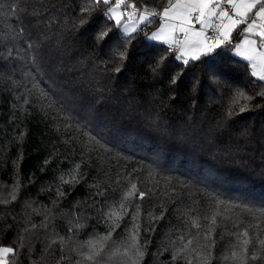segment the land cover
Here are the masks:
<instances>
[{
	"label": "trees",
	"instance_id": "trees-1",
	"mask_svg": "<svg viewBox=\"0 0 264 264\" xmlns=\"http://www.w3.org/2000/svg\"><path fill=\"white\" fill-rule=\"evenodd\" d=\"M90 2L0 0V247L17 249L10 264H132L134 232L140 264H245V248L246 264H264V82L226 53L191 61L172 85L177 53L139 31L115 74L111 51L91 39L100 13L79 27ZM129 2L159 11L163 0ZM161 54L169 70L157 74ZM103 237L101 257L86 260Z\"/></svg>",
	"mask_w": 264,
	"mask_h": 264
},
{
	"label": "snow or ice",
	"instance_id": "snow-or-ice-1",
	"mask_svg": "<svg viewBox=\"0 0 264 264\" xmlns=\"http://www.w3.org/2000/svg\"><path fill=\"white\" fill-rule=\"evenodd\" d=\"M81 11L88 13V16H81L80 28H86L92 23L93 14L100 13L99 23L91 29V39L94 46L111 51L110 71L115 74L124 71L125 63L129 58L128 46L136 38L133 34L139 31L147 40L160 41L167 45V52L178 53L175 60L180 61L182 67L178 71L171 70L169 83L172 85L180 81L183 66L189 65L191 61L211 58L204 62L217 63L226 53H234L235 56L249 62L251 75L264 82V0H163L159 11L156 7L150 8L144 5L138 7L129 0H91L90 4ZM157 20L159 24L151 35L144 31V28L155 24ZM108 21H114L112 27L117 29L116 32L109 27ZM141 25L144 28L140 27ZM234 32H236L235 41ZM217 49L221 51L217 52ZM165 60L164 54L159 55L151 66L154 73L163 74L169 70L164 63ZM198 82L194 80L193 86ZM255 94L264 96V91ZM238 96L244 97L245 94L240 92ZM251 98V96L246 97L249 100ZM246 110H248L246 106L239 109L241 113ZM135 189L136 185L133 184L124 199L132 196ZM139 195L143 198L144 193L141 192ZM120 207L123 208L124 205L121 204ZM114 216H117L115 211L109 213L110 220ZM243 237H245L243 244L247 246L250 243L247 231L243 233ZM106 239L108 237L89 241V251L84 254V258L88 261H96L97 257H101L105 247L102 241ZM131 240L132 243L125 250V255H128L132 264H140L145 255L144 245L139 243L138 233L134 232ZM259 243L264 246V240ZM246 252L245 248V256L241 257L245 260V264ZM16 255L17 249L0 247V264H10V257L15 258ZM233 255L235 256V253ZM258 258L257 255L251 256L252 260ZM97 264L100 262L97 261Z\"/></svg>",
	"mask_w": 264,
	"mask_h": 264
},
{
	"label": "crops",
	"instance_id": "crops-1",
	"mask_svg": "<svg viewBox=\"0 0 264 264\" xmlns=\"http://www.w3.org/2000/svg\"><path fill=\"white\" fill-rule=\"evenodd\" d=\"M122 11H123V9H122ZM142 26V25H141ZM140 26V27H141ZM197 27H199V25H197ZM157 29V28H156ZM156 29H154L153 31H155ZM153 31H151V32H153ZM149 35H151V33H149ZM157 42H159V43H162V42H160V41H157ZM163 44V43H162ZM178 54V53H177ZM236 57H238V56H236ZM239 58V57H238ZM239 59H241L242 61H244L241 57L239 58ZM244 62H246V67L247 68H249V70H250V72H251V69H250V67H249V62H247V61H244Z\"/></svg>",
	"mask_w": 264,
	"mask_h": 264
},
{
	"label": "rangeland",
	"instance_id": "rangeland-1",
	"mask_svg": "<svg viewBox=\"0 0 264 264\" xmlns=\"http://www.w3.org/2000/svg\"><path fill=\"white\" fill-rule=\"evenodd\" d=\"M240 58V57H239Z\"/></svg>",
	"mask_w": 264,
	"mask_h": 264
}]
</instances>
